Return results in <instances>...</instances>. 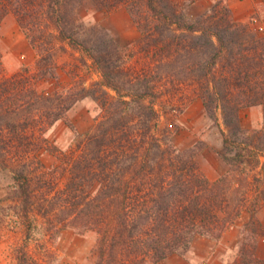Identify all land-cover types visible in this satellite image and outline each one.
Segmentation results:
<instances>
[{
	"label": "trees",
	"instance_id": "16d2710c",
	"mask_svg": "<svg viewBox=\"0 0 264 264\" xmlns=\"http://www.w3.org/2000/svg\"><path fill=\"white\" fill-rule=\"evenodd\" d=\"M86 5L126 8L139 43L123 50L106 29L87 26L80 19ZM9 13L37 53L36 72L12 74L0 53V165L14 180V223L22 232L15 264H47L48 241L67 226L97 232L95 264L156 263L197 236L220 238L251 204L252 183V213L264 202V115L253 130L240 117L243 107H264V34L236 20L226 0L194 19L172 0H0V22ZM59 43L98 76L91 87L37 88L53 74ZM86 96L99 108L95 127L70 150L56 148L59 175L50 176L39 158L51 147L44 134ZM165 99L178 108L200 99L221 119L218 155L226 169L217 179L203 173L193 147L179 149L166 137ZM250 222L254 246H242L235 264H264L257 252L264 229Z\"/></svg>",
	"mask_w": 264,
	"mask_h": 264
},
{
	"label": "rangeland",
	"instance_id": "374dc122",
	"mask_svg": "<svg viewBox=\"0 0 264 264\" xmlns=\"http://www.w3.org/2000/svg\"><path fill=\"white\" fill-rule=\"evenodd\" d=\"M172 1L178 11L185 14L187 18L194 19L207 11L216 0ZM226 1L236 20L248 23L264 34L263 0ZM80 19L87 26L96 24L106 29L123 50L129 51L135 47L142 36L128 10L124 7L107 11L86 5ZM0 53L4 70L8 74L23 68H27L30 73L37 71V53L13 13L4 16L0 22ZM50 67V73L53 74H49L37 82V88L42 91H50L55 85L66 88L74 81L91 87L98 79L89 66L82 63L77 54L63 43L54 45ZM178 103L173 104L166 99L161 102L160 109L163 114L161 125L163 131L167 132L168 140L179 149L193 147L196 150V161L205 175L212 176L220 174L221 170L225 171L226 166L218 155L222 148L221 127H223V123L221 119L216 121L211 118L205 112L200 99H192L179 108L176 106ZM174 108H178L177 111ZM98 112L96 101L91 96H86L78 100L62 119L46 130L44 135L49 140L51 147L48 149L49 151L40 154L39 158L45 163L50 176L58 177L59 175L55 171L54 153L56 148L65 152L84 139L94 129ZM263 115L264 107L262 105L243 107L240 111L241 123L248 130L260 129L263 124ZM261 159L264 160L263 157ZM252 169H254L253 174L259 172V167L254 166ZM262 177L264 178V176ZM263 178H261V187H264ZM253 184L249 190V203L251 204L227 227L229 228L237 222L242 223V237L239 244L228 251L223 250L222 245H216L214 250L218 248L215 252L217 258L211 262L201 261L200 264H221L223 261L225 264H235L240 259L242 246L246 252L250 250V245L254 246V240H252L249 231L253 227L250 221L256 220L264 229L257 216V212L263 210L264 202L260 203L253 214L250 210V207L254 206L256 196ZM61 185L62 183L59 188L62 187ZM16 201L11 171L0 165V264H15L14 247L22 238L21 229L17 228L14 223L16 218L13 211L17 207ZM243 237L245 238L244 244L242 243ZM213 240L218 242L219 238ZM97 242V232L93 230L79 231L67 226L48 241L51 252L43 259L47 264H95ZM259 245L257 243V252L259 255H264V249L259 250ZM190 246L174 255L188 254L191 250ZM198 251L200 252L201 249Z\"/></svg>",
	"mask_w": 264,
	"mask_h": 264
},
{
	"label": "crops",
	"instance_id": "0c3cea01",
	"mask_svg": "<svg viewBox=\"0 0 264 264\" xmlns=\"http://www.w3.org/2000/svg\"><path fill=\"white\" fill-rule=\"evenodd\" d=\"M244 1V0H243ZM225 171H219L220 174L207 176L209 179L214 180L217 179L220 175H222ZM257 216L264 226V207L263 210L257 212ZM242 219V217H240ZM242 223L237 222L236 224L231 225L227 228L219 238V241H215L209 237L205 236H197L191 243V250L188 254L185 255H173L171 257H167L164 260L156 262L154 264H200L201 261H209L216 259L215 252L218 248L214 250V247L217 245H222L223 250H230L234 248L242 237ZM259 250L264 249V236L259 240ZM198 249L201 251L199 252ZM223 261V260H222ZM221 264H225L221 262Z\"/></svg>",
	"mask_w": 264,
	"mask_h": 264
}]
</instances>
